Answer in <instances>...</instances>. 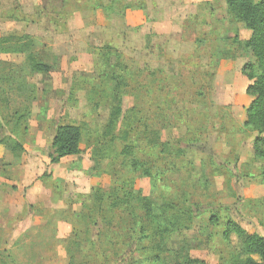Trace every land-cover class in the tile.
I'll return each instance as SVG.
<instances>
[{
  "label": "rangeland",
  "instance_id": "1",
  "mask_svg": "<svg viewBox=\"0 0 264 264\" xmlns=\"http://www.w3.org/2000/svg\"><path fill=\"white\" fill-rule=\"evenodd\" d=\"M40 1L32 17L39 23L27 31L36 36L37 60L50 71L30 74L24 56L2 54L0 59L4 80L30 88L18 97L7 91V103H0V140L6 142L0 145V264L243 260L240 241L234 235L226 240L222 233L232 220L264 236L261 165L253 161L255 134L243 127L252 98L245 93L241 69L254 58L242 43L250 32L232 22L222 0H128L146 8L139 15L131 11L112 18L96 7L102 0ZM122 6L115 3V11ZM105 46L114 47L121 58H100L97 50ZM216 47L226 52L221 57L233 59H222L213 69ZM138 68L164 72L157 91L149 93L157 96L160 119L148 122L160 131L159 144L168 145L164 154L159 144L145 142L153 138L144 125L155 107L150 103L147 109V100L139 97L149 83ZM115 95L122 112L108 130ZM166 104L170 110L163 109ZM65 124L80 127V154L50 165L55 130ZM14 142L22 151L12 153ZM125 147L130 156L121 155ZM132 162L160 176L159 182L142 177ZM182 182L195 204L193 221L169 238L165 262L134 231L125 206L99 209L124 198L127 203L130 194L148 197L152 185ZM212 217L218 224L209 222Z\"/></svg>",
  "mask_w": 264,
  "mask_h": 264
},
{
  "label": "trees",
  "instance_id": "2",
  "mask_svg": "<svg viewBox=\"0 0 264 264\" xmlns=\"http://www.w3.org/2000/svg\"><path fill=\"white\" fill-rule=\"evenodd\" d=\"M128 0H114L112 6L106 8V14L110 15L115 13L114 5L122 4L125 9H139L144 10L145 4L139 2L137 4H131ZM221 1V0H217ZM227 7V14L232 22L242 24L244 29L250 32V38L243 41L242 46L245 51H249L254 58V62L244 64L241 69V74L248 80L249 85L246 88V95L252 98L250 105L246 109V120L243 127L255 134L253 140V161L261 165L260 178L264 183V0L255 2L254 0H222ZM147 46V44H146ZM36 48V38L30 35H14L8 34L0 36V55H20L24 56V65L29 70L30 74H47L50 71V67L37 60V56L34 54ZM229 51V50H228ZM100 53V58L103 55L106 59L115 58L119 60L121 58L120 53L110 46H105L97 50ZM216 53L212 56H216L213 69L218 67L219 61L222 59H233L231 55L228 57H221L224 50L216 47ZM220 56V59L218 57ZM208 66H211L210 64ZM140 74H146L149 90L148 92L139 93L140 99L147 100V109L150 108L152 103L155 109H151L152 118L146 120L144 125V133L146 135H152V140L146 139V145L159 144L160 131L157 130L155 125L148 122L152 119H160L157 117V96L156 94L151 97L150 92H156V88L159 84V75L164 72L160 69L155 71L141 70L138 68ZM114 81H118L124 86V82L120 77L112 76ZM0 103L6 104L4 94L7 91H14L16 95L29 92L30 88L26 82H15L13 79H3L0 76ZM23 84H25L23 86ZM6 85V86H4ZM6 87V91L2 89ZM34 101L35 98H31ZM115 107L112 109L110 118L108 120L107 129H112L118 118L121 116L120 98L115 95ZM29 100H26V102ZM152 101V102H151ZM171 105H164L165 110H170ZM159 109V108H158ZM1 124V119H0ZM166 127L167 124H164ZM0 125V129H1ZM162 130V129H161ZM82 141V132L79 126L74 124L59 125L50 145V151L48 153V161L50 165L58 164L61 160L77 156L80 154V144ZM6 144L4 140H0V145ZM161 147V154L166 153L167 144H159ZM15 150L22 151V146L17 142L13 143L12 153ZM121 155L126 157L131 155L130 147H125ZM131 167L136 172H140L142 177H147L154 182H159L160 176L154 178V174L148 168H143L142 165L137 163L131 164ZM170 173L166 172L164 174ZM163 183V182H162ZM135 195H129L130 201L125 203V198L119 202H112L110 206L99 205L100 211L108 212L116 208L125 206V212L128 213L129 220L134 222V231L142 238L149 240L151 244V251L154 252L155 258H163L164 262L167 260V254L169 251L166 248V243L169 238L177 231L184 229L188 230L193 221L192 207L195 204H190L191 195L188 193V187L182 182L175 187H169L166 184H161L160 187L152 185V191L148 197H138L134 199ZM133 199V204L131 200ZM96 203H101L99 197L94 196ZM98 200V201H97ZM118 201V200H117ZM138 212V214H136ZM128 220V221H129ZM127 221V222H128ZM127 222L121 220V223L127 224ZM211 224H218V220L215 217L209 219ZM230 235H234L241 243L243 247V254L245 258L240 262H234L232 264H264V236L257 234H250L241 228L236 222L227 220L224 224V230L222 236L224 239H228ZM181 264V263H176ZM185 264H206L200 261L187 260Z\"/></svg>",
  "mask_w": 264,
  "mask_h": 264
},
{
  "label": "crops",
  "instance_id": "3",
  "mask_svg": "<svg viewBox=\"0 0 264 264\" xmlns=\"http://www.w3.org/2000/svg\"><path fill=\"white\" fill-rule=\"evenodd\" d=\"M114 0H108L106 3H102L103 0L98 3L96 7L100 8L101 10L106 11L108 6H112V2ZM43 5V2L40 0H0V36L14 34V35H30L36 38L32 33L27 31L30 28H34L35 24L39 22L34 20L32 17L35 14L36 10H34L35 5ZM124 4V3H122ZM94 7L93 10L96 8ZM121 12L118 13L115 11L117 16L128 15L132 13L131 11L135 12L136 15L141 14L139 9H125L124 6L121 7ZM146 8V7H145ZM43 9V8H42ZM41 9V10H42ZM110 14L111 18L114 14ZM44 14L40 15L43 17ZM142 18V16H140ZM36 18V17H35ZM39 26V25H38ZM43 26V25H42ZM5 57H20V55H4ZM3 55H0V59L2 60L5 58ZM246 84L249 85L248 80L245 78Z\"/></svg>",
  "mask_w": 264,
  "mask_h": 264
}]
</instances>
